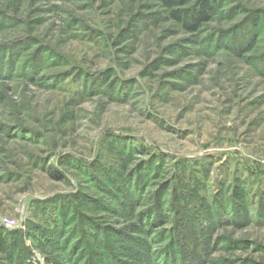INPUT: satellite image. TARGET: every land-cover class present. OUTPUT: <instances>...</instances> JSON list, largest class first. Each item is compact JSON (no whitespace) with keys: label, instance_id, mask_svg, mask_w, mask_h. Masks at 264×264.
<instances>
[{"label":"rangeland","instance_id":"rangeland-1","mask_svg":"<svg viewBox=\"0 0 264 264\" xmlns=\"http://www.w3.org/2000/svg\"><path fill=\"white\" fill-rule=\"evenodd\" d=\"M0 235V264H264V0H0Z\"/></svg>","mask_w":264,"mask_h":264},{"label":"trees","instance_id":"trees-1","mask_svg":"<svg viewBox=\"0 0 264 264\" xmlns=\"http://www.w3.org/2000/svg\"><path fill=\"white\" fill-rule=\"evenodd\" d=\"M163 3H165V4H167L169 7H174V5H176V4H178V3H185L186 2V0H161ZM204 8H205V10H204V12H203V14L201 15V18L200 19H202V20H206L207 19V16L205 15L206 14V12H208L209 11V7H208V3H206L205 5H204ZM210 10H211V8H210ZM180 12H175L174 14H173V16H174V18H176V19H178V20H181L182 18H181V16H180V14H179ZM185 21H186V19H185ZM199 21H201V20H199ZM198 24H200L199 22H197ZM185 25L187 26V27H189L188 26V24L187 23H185ZM2 235H4V233L2 234ZM2 235H0V254H4V255H6L7 254V252H8V250H9V241H7V239H3L1 236Z\"/></svg>","mask_w":264,"mask_h":264},{"label":"built area","instance_id":"built-area-1","mask_svg":"<svg viewBox=\"0 0 264 264\" xmlns=\"http://www.w3.org/2000/svg\"><path fill=\"white\" fill-rule=\"evenodd\" d=\"M7 223H13L14 221L12 220V219H10V218H7L6 220H5Z\"/></svg>","mask_w":264,"mask_h":264}]
</instances>
